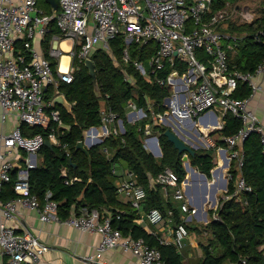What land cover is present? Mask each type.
<instances>
[{"label": "built area", "instance_id": "1", "mask_svg": "<svg viewBox=\"0 0 264 264\" xmlns=\"http://www.w3.org/2000/svg\"><path fill=\"white\" fill-rule=\"evenodd\" d=\"M213 1L57 0L59 9L47 12L39 0H0V264H41L49 248L31 231L19 233L8 224L9 220H20L24 209L34 210L42 222L58 221L83 232L99 233L101 241L95 254L86 257L89 264H106L101 260L103 253L118 246L131 251L143 264H166L156 246L150 245L143 237L124 235L114 225V221L120 218V211L85 206L62 218L60 203L53 190L49 189L42 200L31 189V170L38 167L39 154L46 140L70 156L67 143L59 136L60 128L66 125L59 109H49L52 101H46L47 89L50 86L58 89L62 81L73 80L75 55L85 60L97 47L110 49L109 41L120 34L125 40V62L131 61L129 49L134 42L146 44L154 40L158 43V50L148 64L141 60L133 62L141 74L173 89L164 99L162 111L156 110L152 104L144 108L131 101L128 122L139 124L151 118L154 123L181 133L188 132L191 129L189 123L196 122L211 110L219 108L225 113L231 112L242 120L243 125L234 135L223 138L225 147L217 146L216 149L225 153L229 164L228 183L233 159L238 161L240 175L232 194L228 192L227 183L223 200L239 196L243 191H252L242 171L245 158L242 145L251 134L257 133L264 151V127L257 114L248 107L250 97L238 98L234 92L239 81L248 82L253 90L259 88L254 79L264 75V61L254 72L230 70L228 51L234 49L237 37L218 29L230 12L225 7L212 13ZM54 22L60 34L53 36L49 52L57 59L56 72L42 44L51 33ZM224 38L229 43L225 44ZM37 39L41 42L40 48L35 44ZM19 40L23 41L24 52L17 53ZM64 40H69L71 46V59L65 70L62 69V57L66 52L62 47ZM256 40L264 43L263 29L257 32ZM201 52L205 60L200 58ZM179 65H184L186 70L181 72ZM168 66L171 69L167 76H161L160 72L166 71ZM100 115L101 126L93 125L84 131L85 140L91 146L127 130L124 120L110 106L102 108ZM9 119H12L13 126L7 130ZM23 124L28 127L51 126L49 137L43 133L28 134L22 129ZM140 130L143 129L140 127ZM144 132L145 147L154 153H162L159 136L152 130L151 123L146 124ZM210 145L215 147L216 143ZM104 151L109 153L106 147ZM14 173L17 177L13 186L16 196L3 201L4 185L12 180ZM68 174V168L62 167L61 175L66 177L67 184L81 179L78 176L69 178ZM124 175L118 184V192L125 194L133 207L141 209L147 196L146 189L138 183L133 170L126 169ZM187 181L180 180L173 168L166 167L151 178L150 183L172 190L173 199L180 202L183 222L173 224V210L168 211V216L157 207L144 213L149 223L170 234L165 237L161 234L163 229L152 230L160 243L175 244L179 251L190 235L186 225L188 218L196 212L191 209ZM213 218L221 219V216L215 212ZM242 263L248 264L247 259H242Z\"/></svg>", "mask_w": 264, "mask_h": 264}, {"label": "trees", "instance_id": "2", "mask_svg": "<svg viewBox=\"0 0 264 264\" xmlns=\"http://www.w3.org/2000/svg\"><path fill=\"white\" fill-rule=\"evenodd\" d=\"M47 12L54 9L48 0H39ZM227 6V0H214L212 13ZM59 9V8H58ZM220 31L230 36H236L234 49L228 51V60L231 71L254 72L259 63L264 61V43L256 40L259 30H264V0H260V15L252 21L238 24L233 21L221 23ZM55 34H60L56 22L52 23L51 33L46 41L42 42L46 56L52 61L56 72L57 59L50 55V42ZM228 40L227 38H224ZM110 49L97 47L91 54L97 70L98 87L102 91V97H97L95 85L85 60L73 57L75 71L71 82L62 81L58 90L65 94L73 104L72 111L62 105H51L61 111L62 119L66 127L60 128L59 136L62 142L67 143L70 156L57 145L50 147L43 145L40 151V160L37 168L31 170V189L42 200L45 193L51 189L55 199L60 203L59 215L67 218L71 215L73 206L76 210L82 207L102 208L112 210L124 209L127 214L120 211L119 219L114 225L119 227L124 235L135 238L143 237L150 245L156 246L162 253V259L166 264H187L183 253L175 244L160 243L150 229L144 227L139 216L132 211L131 202L125 205L118 195L117 176L113 172L114 165L120 163L123 167L135 171L139 184L146 189L147 196L143 202L146 210L157 207L165 216L173 210V224L183 222L182 210L169 197L163 194L161 185H151V178L157 176L166 167L173 168L184 180L186 169L182 160L183 153H179L165 134L166 126H155L160 132V144L163 156L158 158L150 153L143 145L144 131L137 126L127 125L126 132L122 135H110L103 143L89 148V156L80 149L77 143L83 139L85 128L101 123L100 110L103 101L120 115H124L126 106L130 100H135L140 106H147L149 96L158 111L164 110L163 101L171 95L168 86L159 85L154 79H148L135 67L134 60L148 63L157 52L158 43L154 40L146 44L134 42L129 49L131 61L125 62L124 35L120 34L109 41ZM75 50H77L75 48ZM16 51L24 52L23 41L17 42ZM203 58L204 54H199ZM181 72L186 68L178 66ZM160 72L161 76H167L170 71ZM126 74L129 78H126ZM134 80V81H132ZM56 88L50 86L47 89L46 101L53 100ZM251 87L247 82L239 81L234 92L238 98H246L251 94ZM54 125V124H52ZM241 119L228 112L225 116V125L219 131L220 139L216 141L218 146H226L224 137L234 135L242 127ZM22 129L28 134L43 133L49 137V128L28 127L22 125ZM109 150V154L104 151ZM244 165L242 168L246 182L252 186V191H243L239 196H234L221 201L218 209H211V220L203 226L187 223L189 231L195 230L199 234L207 233L205 242H202V264H243L242 259H247L248 264H264V151L257 133L251 134L244 142ZM214 148H199L195 155H190L191 164L212 177L214 163ZM25 154V153H24ZM237 159H233L230 167L231 178L228 183V192L235 190L236 181L240 175ZM68 168V177H80L73 183L67 184L66 177L61 175V168ZM67 177V178H68ZM16 173L12 180L4 185L2 200L6 201L16 196L14 183ZM126 206V207H125ZM217 212L221 219H214Z\"/></svg>", "mask_w": 264, "mask_h": 264}, {"label": "crops", "instance_id": "3", "mask_svg": "<svg viewBox=\"0 0 264 264\" xmlns=\"http://www.w3.org/2000/svg\"><path fill=\"white\" fill-rule=\"evenodd\" d=\"M238 1L239 0H236V2L234 3L227 2L226 8L229 10L230 15L222 23L226 21L227 22L233 21V22H237L238 24H241L248 21H252L260 15V0H258V2L256 3H250L247 1H242V3H237ZM221 32L223 33V31ZM223 42L225 44L229 43V41L226 39H224ZM35 44L38 48L41 47V42L38 39L35 40ZM62 47H63V43H62ZM202 59L205 60L204 57ZM126 78L130 79L129 75L126 74ZM148 79H152V78H148ZM254 80L255 83L259 85V88L257 90H253L251 88L252 89L251 94L250 96H248L250 97V102L248 107L257 114L260 121L259 123L264 127V75H258L255 77ZM248 85L251 87L249 83ZM168 87L171 89V93H172L173 92L172 87L169 85ZM60 93L62 92H60L57 89L55 96H57ZM146 98H147L146 107L140 106L135 100H130L126 106V111L124 115H120L114 110L113 111L119 114V117L124 120V122L126 123V127L127 125H133V126H137L139 130L141 127L143 130L140 131H144V127L146 126V124L151 123L152 130L156 135L159 136L160 132L155 130V126H164V125L154 123V121L151 118H149L147 121H141V123L139 124H133L128 122L127 120L128 113L132 110V107L130 106L131 101H134V103H136L138 107L148 108V106L152 104L155 108V105L153 101H151L150 97L146 96ZM105 106H110V105H107L106 102L103 101L102 108H104ZM211 111L212 112H209L204 116H202L200 119L196 120V122L189 123L191 129L188 132L179 133L180 135L185 137L190 142L191 145H193L192 142L196 144L197 146L195 145L193 146H195L197 149L205 148V146L208 147L210 146V148H214L213 159L215 165L212 169V177L211 178L207 177V182L202 177L201 173L203 172H201L200 170H197L199 173L198 174L199 177H197L198 175L196 177L195 176L190 177V175L187 172L188 169L184 164L186 169L185 178H187L186 180H188L187 193L190 198L191 209L192 208L196 209V212L194 214H191L190 216L188 214L189 218L187 223L196 226H203L211 220L209 211L211 209H215L217 206L218 207L221 206V201L223 200L224 194L226 193L225 189L228 183L226 176H227L229 164L227 163V160L225 158V153L223 151L221 152L217 151L216 149V147L218 146L217 144L215 147L210 145L212 143H216V141L220 139L219 131L225 125V116L228 112L225 113L223 112V110L221 109L219 110V108H216ZM0 115H1V109H0ZM215 121L217 122L215 123ZM7 125H8L7 130H10L13 126L12 119L8 120ZM95 126L100 127L101 123ZM202 126L206 127V130L203 129ZM166 127L170 128L168 126ZM82 140L85 141L87 146L91 147V145L87 143L85 140L84 132H83ZM143 145L145 147L144 142ZM146 149L150 153H152L155 157L160 158L163 156V150L162 153L160 151L154 153L150 149L148 148ZM189 162L191 163L190 158H189ZM126 169L127 168L123 167V165H121L120 163H116L114 165L113 172L115 170L114 173L117 176V184H119L120 181L123 179V176H125L124 173ZM196 169L198 168L196 167ZM162 191L166 197H169L171 200H173L174 203L176 202L177 204L179 203L180 206V202L173 199L172 190H166L162 187ZM220 192H222L221 197H218L217 195ZM118 195L119 198L122 200V202L125 205H128L130 199L125 194L118 192ZM132 208H133L132 211H135V213L139 216L140 223L144 227L150 229L151 232L152 230L163 229L162 227L154 226L147 221L144 213L148 210H146L143 207V204L141 209H137L133 206ZM126 209L127 208L117 209V210H113V212L122 210V212L127 214L128 211ZM73 211H76L74 206L72 212ZM8 224L13 226L19 233L31 231L34 235L38 236L44 243L48 245L49 248L43 255L41 264H89L86 257L95 254L97 250V246L101 241V235L97 232H89V231L83 232L77 229L76 227L58 221L42 222L39 218V215L34 210L31 209H24L20 220H9ZM161 232H162L161 233L162 236L170 237V234L164 229L161 230ZM206 234H207L206 232L203 234H199L195 230L190 231L189 237L185 240L186 242L185 246L180 251L183 253L185 263L202 264L203 248L201 243L205 242V238L207 236ZM101 260L106 264H143L136 255H134L131 251L124 249L122 246L107 249L103 253ZM227 264H231V263H227Z\"/></svg>", "mask_w": 264, "mask_h": 264}, {"label": "water", "instance_id": "4", "mask_svg": "<svg viewBox=\"0 0 264 264\" xmlns=\"http://www.w3.org/2000/svg\"><path fill=\"white\" fill-rule=\"evenodd\" d=\"M48 1L50 2V4L52 5V7L55 10L58 9L57 0H48ZM85 65L89 69V73L93 78L96 96L102 97V91L98 87L97 70H96L94 60L91 57L86 58L85 59ZM52 105L53 106L62 105L64 108H66L69 111H72V108H73V104L67 99V97L63 93H60L53 98ZM216 122L217 121H215V123ZM165 134L168 137V139L174 143V146L178 150L179 153L187 152L190 155L196 154L197 148L195 146L191 145L190 142L185 137H183L182 135H180L179 133L174 131L172 128H167L165 131ZM45 144L50 146V147H53V144L49 140H46ZM89 148L90 147L86 145L84 140H80L77 143V149L84 151L86 153V155L89 156V159L91 161V155L89 152ZM188 154L184 155L182 160L185 162L187 169L189 171H191L192 174L196 177L199 173H198L197 169L194 166H192L191 163L189 162V155ZM201 175L204 178V180L207 182L206 174L201 173ZM186 179L187 178H185V180Z\"/></svg>", "mask_w": 264, "mask_h": 264}, {"label": "bare ground", "instance_id": "5", "mask_svg": "<svg viewBox=\"0 0 264 264\" xmlns=\"http://www.w3.org/2000/svg\"><path fill=\"white\" fill-rule=\"evenodd\" d=\"M69 45H70V42H69V40H64L63 41V47H64V50H66L67 52H64V54H63V57H62V60H63V62H62V69L63 70H65V69H67V67H68V63L70 62V55H69V51H70V47H69ZM202 128L203 129H205L206 130V127H204V126H202ZM199 176V175H198ZM212 194V193H211Z\"/></svg>", "mask_w": 264, "mask_h": 264}, {"label": "rangeland", "instance_id": "6", "mask_svg": "<svg viewBox=\"0 0 264 264\" xmlns=\"http://www.w3.org/2000/svg\"><path fill=\"white\" fill-rule=\"evenodd\" d=\"M242 1H247V2H250V3H256V2H258V0H239L237 3H242ZM227 2H229V3H234V2H236V0H227ZM230 7H231V6H230ZM192 144L195 145V146H197V145L194 144L193 142H192ZM205 148L209 149L210 147L205 146ZM195 168H196V167H195ZM197 170H199V169H197ZM187 172H188V174L190 175V177H191V176H194L193 174H191V171L187 170ZM197 177H199V176H197ZM212 179H213V178H212ZM221 194H222V192H220L217 196H218V197H221ZM209 218H210V217H209Z\"/></svg>", "mask_w": 264, "mask_h": 264}, {"label": "flooded vegetation", "instance_id": "7", "mask_svg": "<svg viewBox=\"0 0 264 264\" xmlns=\"http://www.w3.org/2000/svg\"><path fill=\"white\" fill-rule=\"evenodd\" d=\"M69 47H70V45H69ZM66 51V50H65ZM67 52V51H66ZM69 53V52H68ZM69 55H70V53H69Z\"/></svg>", "mask_w": 264, "mask_h": 264}]
</instances>
